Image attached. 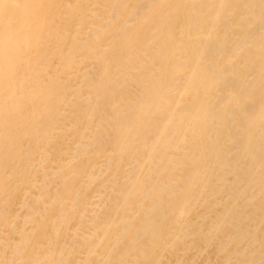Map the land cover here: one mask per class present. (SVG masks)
<instances>
[{
    "label": "bare ground",
    "instance_id": "obj_1",
    "mask_svg": "<svg viewBox=\"0 0 264 264\" xmlns=\"http://www.w3.org/2000/svg\"><path fill=\"white\" fill-rule=\"evenodd\" d=\"M0 264H264V0H0Z\"/></svg>",
    "mask_w": 264,
    "mask_h": 264
}]
</instances>
